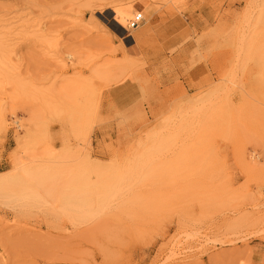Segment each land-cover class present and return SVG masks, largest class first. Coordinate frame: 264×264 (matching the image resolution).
<instances>
[{
	"label": "rangeland",
	"instance_id": "374dc122",
	"mask_svg": "<svg viewBox=\"0 0 264 264\" xmlns=\"http://www.w3.org/2000/svg\"><path fill=\"white\" fill-rule=\"evenodd\" d=\"M118 3L153 11L141 45ZM27 19L0 47V178L32 180L3 187L0 264H264V0H0Z\"/></svg>",
	"mask_w": 264,
	"mask_h": 264
},
{
	"label": "bare ground",
	"instance_id": "6f19581e",
	"mask_svg": "<svg viewBox=\"0 0 264 264\" xmlns=\"http://www.w3.org/2000/svg\"><path fill=\"white\" fill-rule=\"evenodd\" d=\"M143 10V11H141ZM144 11L146 13V17L144 15ZM148 11V12H147ZM137 13H143V17L145 18L146 22L148 23V27H147V32L143 31L140 32L130 38H128V42H131L133 44H139L141 45V43L145 40H147L151 35V29H152V23L155 20V15L153 13V11L151 10V16L149 15V10L146 9V5L145 3H134V4H127V3H118L116 5H114L111 9V14L113 17V26L115 27L116 31L118 33L124 34L126 33V31H128L127 26L130 20H132L134 18V16ZM30 19L27 20H23V21H18V23H20L18 26L14 25L12 27H10L9 25L6 26H0V47L2 46H6V48H8V53L11 55L10 57H13L14 55H16V44L17 41L16 38L13 37V35L17 30L18 31H23L22 34L25 35L29 29L32 28H36V30L39 33H46V30L44 29L43 24H41L40 22H36L34 25H29ZM17 26V27H16ZM16 27V28H15ZM140 27V26H139ZM138 27V28H139ZM136 28V29H138ZM15 29V30H13ZM1 68V67H0ZM29 100V98H28ZM0 129L7 131V127L5 125V119L3 117V114L0 113ZM252 158L254 157L253 154H251ZM244 158H242L241 164L246 167V170H252V166L249 165L248 162V158L251 161V157H248L247 154H245L243 156ZM24 177H20V176H11L8 178H4V180H2V178H0V199L3 198L2 194H3V187L5 186H10V184L17 182L18 179H22ZM25 181H32L31 178H24ZM37 181L38 183V187H45L48 179L45 178H41V177H35L33 178ZM3 181V182H1ZM97 187H99V185H97ZM3 201V200H2ZM83 204H85V208L83 209V211L89 212L91 210L92 207V194H87L84 198V200L82 201ZM105 205V204H104ZM104 205L101 206L100 209L103 210Z\"/></svg>",
	"mask_w": 264,
	"mask_h": 264
},
{
	"label": "built area",
	"instance_id": "2783aa9c",
	"mask_svg": "<svg viewBox=\"0 0 264 264\" xmlns=\"http://www.w3.org/2000/svg\"><path fill=\"white\" fill-rule=\"evenodd\" d=\"M143 13H137L132 20L129 21L127 29L134 30L138 28L145 20Z\"/></svg>",
	"mask_w": 264,
	"mask_h": 264
}]
</instances>
